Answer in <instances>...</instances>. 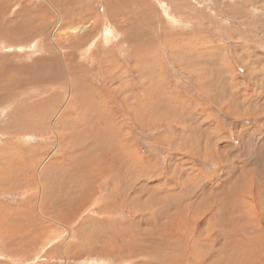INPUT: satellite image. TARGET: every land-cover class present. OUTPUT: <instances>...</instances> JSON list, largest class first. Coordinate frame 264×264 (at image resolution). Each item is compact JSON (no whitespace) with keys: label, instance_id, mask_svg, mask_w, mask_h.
<instances>
[{"label":"rangeland","instance_id":"1","mask_svg":"<svg viewBox=\"0 0 264 264\" xmlns=\"http://www.w3.org/2000/svg\"><path fill=\"white\" fill-rule=\"evenodd\" d=\"M139 1L0 0V8L7 10L0 15V82L6 85L0 84V264L163 263L159 255L130 258L121 255L120 245L117 251L113 249L115 242H124V223L133 221L123 199L133 205L131 199L138 190V213L146 208L144 200L153 190L161 196L167 193L169 202L164 199L162 206L168 207L156 209L158 202L151 209L162 218L159 225L155 222L158 228L170 224L171 218H167L175 210L196 209V201L198 206L206 200L208 207L213 201L220 202L219 197L229 188L233 207H242L233 198L251 194L255 212L264 211V0ZM131 4L135 5L132 14L141 10L145 15L130 33L137 45L141 42L138 46L123 32L130 22L127 10ZM77 25L85 28L77 35L78 41L70 32ZM72 54L75 65L84 66L79 81L87 82L76 106L68 104L69 94L61 93L70 87L65 72L56 84L47 81L46 86L32 91L22 88L26 79L21 81L17 68L48 58L60 61L63 69ZM53 94L62 98L56 97L59 101L54 102L43 98ZM118 97H127L123 101L131 115L123 116L119 105L113 107ZM38 99L47 100L42 111L35 110ZM67 104L69 109L64 107ZM67 111L71 118L62 121V113ZM77 123H83L82 133L86 131L88 137L81 145L87 148L90 144L88 151L95 158L88 153L87 162L81 161L79 151L71 147V152H78L71 165L54 132L61 135V129ZM74 137L81 139L79 134ZM108 158L131 167L118 171L125 194L119 193L122 183H117L118 176L100 179L95 173ZM92 180L96 183L91 191ZM131 185L135 190L128 193ZM146 187L150 192H141ZM88 189L91 197L85 204L68 211ZM244 207L239 210H252ZM183 214L179 216L185 223L190 217ZM60 218L64 223L58 222ZM203 222V227H210ZM261 227L264 231L263 222ZM98 228L112 240L103 236L95 244L92 238L101 233ZM117 231L122 240L111 235ZM257 232L259 229L254 230L256 238L260 236ZM157 239L135 240L146 242L144 249H148L156 248ZM221 242L214 244V263L217 256L223 257ZM90 245L95 248L88 249ZM201 246L194 245L197 255L189 246L174 252L175 262L196 264Z\"/></svg>","mask_w":264,"mask_h":264},{"label":"bare ground","instance_id":"2","mask_svg":"<svg viewBox=\"0 0 264 264\" xmlns=\"http://www.w3.org/2000/svg\"><path fill=\"white\" fill-rule=\"evenodd\" d=\"M136 1V0H134ZM123 2V0H122ZM121 2V3H122ZM138 3H143L142 0H140ZM1 4V3H0ZM125 4V3H123ZM128 5V3H126ZM134 4V3H133ZM131 4V9L127 10L129 13V16H130V22H126V28H123V32L127 33V35L130 37L129 39H133V37L130 35V33H132V28L133 27H136L138 26V24L140 22L143 21V18H145L144 16V13L141 11V10H137V12H135V14H132L133 12V9L132 7L135 6ZM3 5V4H2ZM4 6V5H3ZM120 7H123L120 6ZM2 8V9H1ZM0 8V15L3 17L4 14H6L5 12L7 11L6 10V7H1ZM134 8V7H133ZM136 10V9H135ZM35 12V11H34ZM39 13V12H38ZM128 16V15H127ZM1 18V17H0ZM3 19V18H2ZM2 19H0L2 21ZM80 20V19H79ZM0 21V22H1ZM145 21V20H144ZM77 22V21H76ZM79 22V21H78ZM41 24H45V22H41ZM125 24H124V27H125ZM82 25V24H81ZM140 25V24H139ZM78 26V25H77ZM43 27V25H42ZM85 28L82 27V26H78V27H74L70 30L71 34L75 35L76 36V39H78L77 35L78 34H82L83 30ZM94 29V28H92ZM43 30V29H42ZM92 31V30H91ZM90 31V32H91ZM137 33V32H136ZM87 34V33H85ZM84 34V35H85ZM92 34V33H91ZM141 34V33H140ZM84 38V37H82ZM131 39V40H132ZM74 40V41H75ZM79 40V39H78ZM77 40V41H78ZM73 41V42H74ZM144 41V40H143ZM132 42L136 43V41L132 40ZM141 43V42H140ZM140 43L138 45H140ZM137 45V43H136ZM137 45V46H138ZM45 49H48L47 46ZM127 50V49H126ZM19 51H22V49L19 48ZM101 51V50H100ZM48 54V53H47ZM102 54V53H101ZM105 54V53H103ZM49 55V54H48ZM98 56V54H97ZM104 56V55H103ZM107 56V55H106ZM105 56V57H106ZM45 57V56H44ZM74 55L72 54L70 56V61L67 63L66 62V66L64 65V68L62 69L61 65H60V61H57V60H52V59H48V58H44V59H40L38 61H36L32 66H22L20 68H17V71L18 73H22V76H18L22 79V77H25L24 79L25 82L22 86V88L24 90L27 89H30L32 91V89H35V90H38L39 88H41L42 86H46V83L47 81H54L55 84H56V81L62 79L63 75H64V72L65 74L68 76V80H69V83H70V87H69V91H67L66 89H62L61 93L62 95L64 96L65 94H69L70 95V99L68 100V104H70L71 106H76L75 104L76 103H79L81 102V100L79 101V98H80V93H83V91H85V84L87 83H83V82H80L79 81V78L80 76H82L84 73H85V70H84V66L81 65H75L74 63ZM92 58V57H91ZM99 58V57H98ZM93 59V58H92ZM102 62V61H101ZM90 64H92V61H89ZM53 65V66H52ZM89 67V66H88ZM112 67V66H111ZM109 68V67H108ZM115 69V67H113V70ZM63 73H62V72ZM110 71V70H109ZM109 73V72H108ZM1 74V73H0ZM13 74V73H11ZM111 74V73H110ZM17 75V74H16ZM20 75V74H19ZM10 76V75H9ZM3 77V76H2ZM1 77V78H2ZM6 76H4L3 78H5ZM13 77V75H12ZM16 77V76H15ZM16 77V79L18 78ZM8 78V77H6ZM11 78V77H10ZM9 79V78H8ZM7 79V81H8ZM13 79V78H12ZM22 79L21 81L23 82ZM1 80V79H0ZM6 80V79H5ZM5 80L2 79V81L4 82ZM21 81H18L16 83H20ZM6 82V81H5ZM4 82V83H5ZM10 82V81H9ZM13 82V81H11ZM2 82H0L1 84ZM14 83V82H13ZM8 84V83H6ZM79 84V85H78ZM12 85V83L10 84ZM15 85V84H14ZM21 85V84H19ZM3 86H6L5 84H1V87ZM9 86V84H8ZM10 87V86H9ZM9 87H5V88H9ZM13 87V86H12ZM89 87V85H88ZM91 87V86H90ZM93 87V86H92ZM81 89L83 91H81ZM90 89V88H89ZM118 89V88H117ZM16 90H19V89H16ZM15 90V91H16ZM42 90V89H41ZM57 90V89H56ZM98 90V89H97ZM119 90V89H118ZM127 90V89H126ZM125 90V91H126ZM10 91V90H9ZM12 92H15L13 90H11ZM91 92L93 91L95 94L96 93V90L94 89H91L90 90ZM100 91V90H99ZM11 92V94H12ZM34 92V91H33ZM32 92V93H33ZM40 92V91H39ZM38 92V94H39ZM45 92V91H43ZM59 92V90H58ZM19 93V92H18ZM42 93V92H41ZM47 93V91H46ZM51 93V92H50ZM126 93V92H125ZM128 93V92H127ZM45 94V93H44ZM52 94V93H51ZM91 94V93H90ZM99 94V92H98ZM130 94V93H129ZM15 95V94H14ZM36 95V94H35ZM40 95V94H39ZM59 95V93H58ZM126 95V94H125ZM131 96H135L133 93L130 94ZM24 96V95H23ZM92 96V95H91ZM89 95V97H91ZM9 97V95H8ZM12 97V96H11ZM16 97V96H15ZM14 97V98H15ZM37 97V96H36ZM36 97L34 99H36ZM56 95L54 96L53 95H48L46 97H43V98H46L48 100H52L54 102L55 101H59L57 99H61L62 97L58 96L57 99H56ZM105 97V96H104ZM136 97V96H135ZM13 98V99H14ZM42 98V97H41ZM40 98V99H41ZM127 98V97H126ZM124 97H118L115 99L114 103H113V107L116 106V105H119L121 107V112L123 113V116H126V115H129L130 114V111L126 108V101ZM9 99V98H8ZM12 99V98H11ZM40 99H38L40 102L37 103V106L35 107V110L36 108H38L40 111L43 110V106L45 105V102L47 101H41ZM91 99V98H90ZM44 100V99H42ZM103 100V99H102ZM125 102H124V101ZM61 101V100H60ZM99 101V100H98ZM107 101V100H106ZM130 101V100H129ZM51 102V101H50ZM92 102V101H91ZM53 104V103H52ZM68 104L66 106H64L65 108L69 109L68 108ZM93 104V103H92ZM96 104V103H95ZM100 104V103H99ZM104 104V102H103ZM137 106V105H136ZM88 107H89V104H88ZM91 107V106H90ZM89 107V108H90ZM79 108V107H78ZM81 108V107H80ZM84 108V107H83ZM88 108V109H89ZM97 108V107H96ZM104 108V107H103ZM77 109V108H76ZM85 109V108H84ZM83 109V110H84ZM92 109V108H91ZM95 109V108H93ZM80 110V109H79ZM100 110V109H99ZM38 111V110H37ZM82 111V110H80ZM85 111V110H84ZM90 111V110H89ZM18 112V111H17ZM83 112V111H82ZM95 112V110H94ZM100 112V111H99ZM102 112V111H101ZM20 113V111H19ZM103 113V112H102ZM119 113V112H118ZM75 114L77 115V117L79 118V111H76L75 110ZM91 114V113H90ZM95 114V113H94ZM121 114V113H120ZM62 121H65L66 119H69L71 118V113L69 111H67L65 114L62 113ZM98 115V114H96ZM131 115V114H130ZM13 116V115H12ZM22 116V115H21ZM88 116V115H87ZM94 116V115H93ZM114 116V115H113ZM76 117V119H77ZM82 117V115L80 116V118ZM90 117V116H89ZM103 118V117H102ZM96 119H98L96 117ZM105 119V118H104ZM21 120V119H20ZM78 121V120H76ZM83 121V120H82ZM101 121V118L100 120ZM105 121V120H104ZM53 123V122H51ZM93 123V122H92ZM104 123V122H103ZM22 124V123H21ZM81 123H77L76 125L74 124H71L70 126H67L63 129H61L62 131V134L59 135V133H56L54 132L55 136L57 137V144H58V147H62L64 148V154H66V156L70 159V162H71V165H74V162H75V159H76V155L78 154V152L74 153V150L73 152H71V147H74L76 150L79 151V155L83 158H81V161H85L86 160V156L88 155V153H90L88 151V146L90 145L88 142V146L87 148H84L82 145H83V141L85 138H86V131H84L82 133V124L80 125ZM89 124V123H88ZM87 124V125H88ZM97 124V123H96ZM101 124V123H100ZM109 124V123H108ZM86 125V126H87ZM98 125V124H97ZM123 125V124H122ZM17 125H15V128H16ZM46 126V123H43V126L42 127H45ZM19 127V125H18ZM52 127L54 128V131L57 127L54 126V124H52ZM92 127V125H91ZM46 128V127H45ZM85 128V126H84ZM28 129V128H27ZM5 130V129H4ZM92 130V129H90ZM118 130V129H117ZM116 130V131H117ZM15 132V131H14ZM91 133V132H90ZM95 133V132H94ZM79 134V137H81V139H79L78 137H74V136H77ZM118 134V133H117ZM5 135V134H4ZM8 135V134H7ZM17 135V134H16ZM95 135V134H94ZM48 136V135H47ZM93 136V135H92ZM91 136V137H92ZM68 137V138H67ZM74 137V138H73ZM90 137V138H91ZM88 138V137H87ZM86 138V139H87ZM123 138V137H122ZM100 139V138H99ZM103 139V138H101ZM72 142L71 145L69 146V148H66V144L69 143V142ZM89 141V140H88ZM97 141V139H96ZM105 142V140H104ZM82 143V145H81ZM94 144V143H93ZM99 145V144H97ZM109 145V144H108ZM68 146V145H67ZM95 146V144H94ZM66 148V150H65ZM99 148V147H98ZM108 148V147H107ZM110 148V146H109ZM115 148V147H114ZM119 148V147H118ZM264 148V147H263ZM104 149V148H103ZM106 149V148H105ZM63 150V149H62ZM75 150V151H76ZM94 150V149H93ZM109 150V149H107ZM115 151V149H113ZM112 150V151H113ZM121 150V148H120ZM104 151V150H103ZM122 151V150H121ZM130 151V150H129ZM110 154V153H109ZM119 154V153H118ZM123 154V153H122ZM121 154V155H122ZM261 154H263L261 152ZM91 157L92 158H95L93 157V154H91ZM100 155V154H99ZM89 156V155H88ZM107 156V154L105 155ZM104 156V158H106ZM116 157V156H115ZM114 157V158H115ZM122 157V156H121ZM127 157V156H126ZM119 158V157H118ZM126 159V158H125ZM35 160V158H34ZM118 161H114V160H109L108 159H104V162H103V166H101L99 172H95L97 174V176H99V178L101 179H105V178H108L110 175H115L116 177L118 176L119 178H117V183H122V185L120 186V189H119V193H122V191L124 190V182L120 179V174L118 173L119 170H123V172H125V168L129 169L130 165H128L127 163L125 164V166H121V162L119 161L120 159H117ZM130 160V159H129ZM80 161V162H81ZM97 161V160H96ZM87 162V160H86ZM89 162V161H88ZM92 162V161H91ZM259 162V161H258ZM29 163V162H28ZM33 163V162H32ZM121 163V164H120ZM37 164V163H35ZM87 164V163H86ZM89 164V163H88ZM87 164V165H88ZM95 164V163H94ZM117 165V166H116ZM136 165V164H135ZM116 166V168H114ZM264 166V165H263ZM98 167V166H97ZM104 167V168H103ZM131 168V167H130ZM261 169V167H258ZM263 168V167H262ZM6 170V169H5ZM257 170V169H256ZM263 170V169H262ZM132 171V170H131ZM251 171V170H250ZM261 171V170H260ZM8 172V171H7ZM93 172V170H92ZM120 172V171H119ZM245 172V171H244ZM257 173V172H256ZM27 174V173H26ZM90 174V173H88ZM259 174V173H258ZM263 174V173H262ZM261 175V174H259ZM129 176V175H128ZM240 176V175H239ZM238 176V177H239ZM263 176V175H262ZM111 179V178H110ZM236 180V179H235ZM132 182V180H129ZM134 181V180H133ZM127 182V181H126ZM96 181L94 182V180L91 181L90 183V186H91V191L93 190V187L95 185ZM128 184V183H127ZM130 184V183H129ZM235 184L237 185L236 181H235ZM159 185V183H158ZM180 185V184H179ZM251 185V184H250ZM128 186V185H127ZM241 186V185H240ZM244 186V185H243ZM145 187V186H144ZM180 187V186H179ZM183 186L181 185V188ZM234 187V185H233ZM184 188V187H183ZM227 188V187H226ZM242 188V187H240ZM253 188V187H252ZM111 189V188H110ZM128 189V188H127ZM143 189V188H142ZM186 189V188H185ZM248 189V188H247ZM135 190V188L133 189L132 188V185H131V189L128 191L129 192H133ZM145 190V193H149L150 192V189L149 187H146V189H143L141 192H143ZM180 190V189H179ZM184 190V189H183ZM214 190V189H213ZM228 190V193L226 194L225 190H224V194L221 195L220 198V202H216V201H213V203H211V205L208 207V205H206L207 201L206 200H202L201 202L198 203V206L196 204V202L194 203V205H196V209H193L192 210V206H185V210L182 211V209H180L181 211L178 213V209L174 211V213L172 212L173 211V208L172 209V213L170 215V217L168 216L167 219L171 218L170 220V224L167 225V223H165L167 226L163 225L162 228H158L160 226H156V221H157V224L158 223H161V220L162 218H160V214H157L155 213L154 211H151V209L153 208V205L155 206L156 203L160 202L159 205L162 206V204L165 202L164 199L168 198L165 196L167 195V193L164 195V196H161V195H158L154 190L149 193V198L146 200H144L145 202V205H146V208L144 209L143 212H140L138 213L136 210V207L135 206V202L137 200V197L139 199L140 196H138V193H139V190L137 192H135V195L133 193V196H132V199L134 204L132 205L128 203L127 200L123 199V205H128V207L130 208L129 209V213L130 215H133V221L131 222H126L124 223L125 224V227H124V231L126 232V236H123L121 237L117 231L112 233L111 235L114 236V239L116 238H123V243L121 244H118L115 242V244H113V246L116 245V247L113 248V246L111 247V249L113 248L114 251H117L119 247L118 245L121 246L120 248V253L122 256H130V258H133V257H137L138 255H146V256H151V255H159L163 258V263L161 264H177L175 262V257L174 256V252L176 251H183L184 247L186 246H189L190 249L192 250V253H193V249L196 251L197 249H195L194 245H202L201 247H203V249L201 248L202 250V254L201 252L196 260V264H261L259 263L260 261L264 260V245L262 244V237L264 238V231L262 229V222L264 223V220L261 222V216L264 214L263 212V207H262V211L263 212H255V209H253L254 205L256 204L255 200L250 198V195L249 197H242V199H235L233 198L234 202L237 204V203H240L242 204V209L243 207L246 208L248 210V207H251L252 210H248L249 212H246V211H243V210H239L235 207L232 206V204L230 203L231 201L230 198V188L227 189ZM243 190V189H242ZM250 190V189H249ZM91 191L86 190L84 193L80 194L81 196V201H79L77 204H75L73 202L72 206L69 207L68 211H73V208L76 210H78V207L80 208L82 205L85 204L84 201H86L89 197H91ZM240 191V190H239ZM238 191V192H239ZM246 191V189H245ZM126 192V191H123V193ZM168 192V191H167ZM130 193V194H131ZM181 193V191H180ZM223 193V192H222ZM125 194V193H124ZM154 194H157L158 196L154 195ZM163 194V193H162ZM179 194V193H178ZM241 194V193H240ZM246 194V192L244 193V195ZM119 195V194H118ZM152 195H153V198H152ZM183 195V194H182ZM235 195V194H234ZM237 195V193H236ZM247 195V194H246ZM187 196V195H186ZM232 196V195H231ZM123 197V196H122ZM161 197V198H160ZM182 197V196H180ZM179 197V198H180ZM209 197V196H207ZM126 198V196H125ZM172 198V197H171ZM210 198H211V195H210ZM188 199V198H187ZM186 199V200H187ZM207 199V198H206ZM130 200V201H131ZM140 200V199H139ZM173 200V199H172ZM182 200V198H181ZM179 201L182 203V201ZM185 200V201H186ZM208 200V199H207ZM214 200V198L212 199ZM232 200V199H231ZM237 200H239L240 202H238ZM259 200V199H258ZM166 201H168L166 199ZM184 201V200H183ZM191 201V199H190ZM195 201V200H194ZM193 201V202H194ZM138 202V201H137ZM169 202V201H168ZM171 202V201H170ZM258 202V201H257ZM189 203V202H188ZM217 203V204H216ZM263 203V201H262ZM144 204V203H143ZM166 204V202L164 203ZM169 204V203H168ZM183 204V203H182ZM186 204V203H185ZM141 205V204H140ZM158 205V206H159ZM181 205V204H180ZM259 205V203H258ZM158 206L156 207V209H163V207L165 206H162V208H158ZM167 206V205H166ZM165 206V207H166ZM207 207V210L205 209ZM222 206V207H221ZM241 206V205H240ZM264 206V205H263ZM168 207V206H167ZM169 207H173V206H169ZM50 208V207H49ZM52 208V207H51ZM127 208V207H126ZM199 208V209H198ZM261 208V207H260ZM125 209V208H124ZM167 209V208H166ZM170 208H168L167 210H169ZM45 210V209H44ZM80 210V209H79ZM163 211V210H162ZM66 212V211H65ZM141 213L143 214V216L141 215ZM160 213V212H159ZM164 215L165 213L167 212H162ZM176 213V214H175ZM183 213H187V215H189L190 218H187L185 223L180 219V216L183 214ZM44 214V213H43ZM180 214V216H179ZM203 216L200 218L199 215H202ZM42 215V214H41ZM79 215V214H78ZM166 215V214H165ZM164 215V216H165ZM184 215V214H183ZM182 215V216H183ZM30 216L32 217L33 216V213L30 214ZM46 216V215H45ZM70 216V215H69ZM142 216V217H141ZM56 217V216H55ZM167 217V216H166ZM210 217V218H209ZM59 218V217H58ZM45 219H47V217H45ZM164 219V218H163ZM200 219V221L198 222V220ZM206 220V223L208 225H210V229H208L207 227H203L202 224L204 223L203 221ZM209 219V220H207ZM33 220H36L35 217L33 216ZM138 220V222H136L133 225L134 221ZM53 221V220H52ZM59 223H64V220L62 218H60V220H58ZM166 222V220H165ZM203 222V223H202ZM57 224V223H56ZM189 224V226L187 225ZM159 225V224H158ZM208 225H205V226H208ZM106 225H104L103 228H105ZM110 226V225H109ZM119 226V225H117ZM124 226V225H123ZM122 226V227H123ZM111 227V226H110ZM130 227H134V230L130 229ZM102 228V227H101ZM115 228V227H114ZM121 228V227H120ZM119 228V229H120ZM6 229V228H5ZM100 228H98L99 230ZM108 229V228H107ZM106 229V231H107ZM112 229V228H111ZM110 229V230H111ZM256 229H259V232H260V236L258 238L254 237V230ZM109 230V229H108ZM113 230V229H112ZM101 233L98 234L96 237H93L92 240L95 241L97 244L98 240L101 238L103 239V236H107L106 233L103 231V229L101 230ZM5 232V231H4ZM9 232V231H8ZM7 232V233H8ZM11 232V231H10ZM123 232V230H122ZM257 232V234L259 233ZM1 233V232H0ZM92 233V232H91ZM11 234V233H9ZM93 235V234H92ZM1 236V235H0ZM95 236V235H94ZM147 236H151V238H158L157 240H159L158 243H153L155 245L156 248H152V247H149L148 249H144V244L146 242H141V241H137L135 239H142V240H145L147 238ZM256 236V235H255ZM98 237V238H97ZM110 240H112V237L111 236H107ZM91 237H89L90 239ZM120 238V239H121ZM135 238V239H134ZM113 239V240H114ZM119 239V240H120ZM219 239H222V246L224 248H222V251L223 252V257L222 256H217L215 259H216V262L214 263V244L215 243H218L219 242ZM3 240V239H2ZM108 240V239H107ZM118 240V239H117ZM122 240V239H121ZM155 240V241H157ZM4 241V240H3ZM101 241V240H100ZM102 242V241H101ZM108 243V241H106V244ZM130 243V244H128ZM47 244V243H46ZM94 244V245H95ZM94 245H90V247H88V249L90 250H93L95 247ZM89 246V245H88ZM105 246V245H104ZM107 246V245H106ZM221 246V247H222ZM188 247V248H189ZM194 247V248H193ZM197 247V246H196ZM110 248V247H109ZM163 248V249H162ZM181 249V250H180ZM199 249V248H198ZM103 250V249H102ZM109 250V249H108ZM261 250L263 252H261ZM104 251V250H103ZM66 252V251H65ZM190 253V251H189ZM191 253V254H192ZM222 253V252H221ZM89 254V253H88ZM193 254H196L197 253H193ZM192 254V255H193ZM191 255V256H192ZM195 255V256H196ZM194 256V257H195ZM197 257V256H196ZM186 260L185 258H183V261ZM207 260H210V262H208ZM182 262V260L180 261ZM185 262V261H184ZM149 264V262H148ZM152 264H160V263H154L152 262Z\"/></svg>","mask_w":264,"mask_h":264}]
</instances>
